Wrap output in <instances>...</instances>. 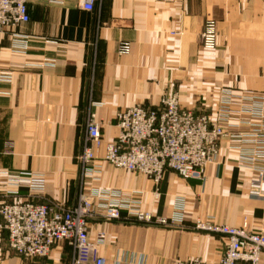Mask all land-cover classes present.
Wrapping results in <instances>:
<instances>
[{"label":"crops","instance_id":"crops-1","mask_svg":"<svg viewBox=\"0 0 264 264\" xmlns=\"http://www.w3.org/2000/svg\"><path fill=\"white\" fill-rule=\"evenodd\" d=\"M28 8V23L0 30V169L40 175L45 189L33 195L0 174V205L25 199L76 204L84 181L78 155L91 104L110 141L119 132V111L154 107L166 92L205 114H214L224 88L264 93V0H103L92 11L81 0H28ZM209 19L217 24L214 49L202 41ZM122 42L130 43L128 54L118 53ZM237 145L221 141L204 180L166 170L158 198L150 178L99 161V179L85 180L91 187L135 195L156 216L171 217L178 203L183 206L182 220L168 227L90 219V238L105 234L98 249L107 264L195 258L215 264L227 238L196 231L197 219L246 222L264 231V197L249 195L256 173L240 163ZM72 255L71 247L59 244L48 258L20 257L0 228V264H68Z\"/></svg>","mask_w":264,"mask_h":264},{"label":"built area","instance_id":"built-area-1","mask_svg":"<svg viewBox=\"0 0 264 264\" xmlns=\"http://www.w3.org/2000/svg\"><path fill=\"white\" fill-rule=\"evenodd\" d=\"M103 0H81V6L92 11ZM30 21L28 0H0V30ZM217 24L206 21L202 31L203 46H217ZM131 45L122 42L119 54H128ZM222 109L214 115L183 107L176 93L166 92L158 105H133L116 115L119 132L106 141L101 123L88 109L85 133L78 161L82 167L80 192L76 204L68 207L34 199L5 202L0 205V228L8 233V246L17 255L27 259L48 258L59 244L73 251L68 264H107L99 252L105 234L98 233L95 240L89 236V221L101 216L110 221L126 220L157 226H173L182 220L183 206L178 203L171 217L156 216L143 210L142 201L122 191L94 188L85 183L89 177L99 179V161L115 168L142 174L154 183V198L160 196V185L166 170H172L182 179H205L207 166L216 163L220 143L229 138L237 143L240 163L256 173L249 185L251 197H264V93L224 88ZM234 96H239L243 109H231ZM234 116L240 118L233 122ZM247 129L240 130L241 125ZM236 132H233V131ZM13 186L25 184L33 195L45 189V180L30 172H13L0 169ZM32 195V196H33ZM38 197V196H37ZM127 215L124 216L123 213ZM196 231L222 235L227 238L225 252L215 264H261L264 252V231L241 226H230L212 220L197 219ZM175 264H207L199 258L178 260Z\"/></svg>","mask_w":264,"mask_h":264},{"label":"rangeland","instance_id":"rangeland-1","mask_svg":"<svg viewBox=\"0 0 264 264\" xmlns=\"http://www.w3.org/2000/svg\"><path fill=\"white\" fill-rule=\"evenodd\" d=\"M234 90H236V89H234ZM236 91H245V90L237 89ZM178 100H179V98H178ZM221 100L223 101V103H226V100L228 101L229 97H222L221 92H220L218 97H217L215 109H222L224 107L221 105ZM179 103H180V100H179ZM243 105H244L243 100L239 96H234V101L231 102L230 108L231 109H243ZM208 115H214V114H208Z\"/></svg>","mask_w":264,"mask_h":264}]
</instances>
